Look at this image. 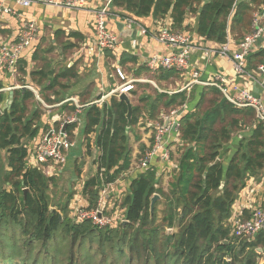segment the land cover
<instances>
[{
	"label": "trees",
	"instance_id": "trees-1",
	"mask_svg": "<svg viewBox=\"0 0 264 264\" xmlns=\"http://www.w3.org/2000/svg\"><path fill=\"white\" fill-rule=\"evenodd\" d=\"M112 6L137 19L151 17L161 22L168 18L170 30L185 34L192 32L186 21L194 14L198 18L197 34L206 42L224 45L229 32L239 43L251 33L254 15L264 11V0H112ZM136 63L133 56L120 57V65L129 71ZM261 65L264 48L248 57V70ZM146 70L143 66L138 72ZM20 72L24 73V68L20 67ZM70 72L62 77H70ZM43 74L32 73L40 86L47 78ZM146 75L158 89L148 83L136 84L131 92L130 133L145 114L158 121L163 113L188 104L193 108L180 118L183 153L170 172L167 191L159 188L158 172L153 167L141 170L135 178L130 176L128 195L121 204L128 223L117 226L77 221L70 216L71 197L52 210L54 179L39 168H29L32 151L23 143L39 135L42 112L30 109L35 106L32 91H15L11 109L0 117V149L7 150L10 168L0 186V264H260L264 230L250 240L236 237L233 207L248 180L264 174V122L253 108L236 107L216 86L199 85L191 91L171 93L169 85L180 78L177 71L161 69ZM57 86L54 79L45 90ZM42 96L54 103L46 94ZM4 101L5 93L0 92V106ZM127 113L126 103L117 96L110 97L102 108L92 105L87 109L84 135L88 138L95 133L100 155L96 175L82 187L88 203L82 210H97L101 191L131 169ZM238 136L241 139L231 154ZM25 189L29 191L25 193ZM155 194L162 200L152 214ZM107 204L104 202L105 210ZM160 205L162 218L158 222ZM251 214L245 210L239 220H249ZM170 229L178 231L169 234Z\"/></svg>",
	"mask_w": 264,
	"mask_h": 264
},
{
	"label": "crops",
	"instance_id": "crops-1",
	"mask_svg": "<svg viewBox=\"0 0 264 264\" xmlns=\"http://www.w3.org/2000/svg\"><path fill=\"white\" fill-rule=\"evenodd\" d=\"M85 1L92 6L100 8L104 7L109 0ZM7 5L16 10L17 15H5L0 17V47L11 45L18 41L26 21H35L37 24L36 36L31 46L23 52L17 72L12 74L10 72H3L0 70V92L5 93V101L0 106V110L3 108H6L5 111L10 110L13 105V102L12 105L10 102L11 100L14 101L15 91L26 88L25 90H30L35 95V106H30V109L33 110L34 108H37L38 110H43V112H45L41 116L39 124L41 130L39 135L33 140H28V145L24 144L29 148V150H34L43 134H45L50 128H59L61 126V120L72 115L77 117V124L75 123L66 127V131L70 134L72 141L74 140L73 138L78 137L79 135H82L83 140L87 139V136L84 134L86 123L85 116L88 107L96 105L99 108H102L103 104L110 97H119L118 95L110 94L124 85L131 84L137 88V83H148L154 89H158L156 82L146 75L149 72L150 76H152L156 72L152 73L146 63L155 55L163 56L170 52L167 47L160 44L153 38V35L160 29L168 28L166 24L170 22V19L167 18L166 20L159 22L155 21L151 17L145 19L135 18L149 32L146 36L142 37H139L138 28L128 29L125 26L123 18L110 20L108 24L109 30L118 37V48L115 52H111L101 50L98 47L94 18L86 12L61 10L39 5L32 6L28 9H24L15 3H9ZM111 8L117 13L119 12L122 17H132L125 13L122 9H116L112 5ZM259 16L261 17L262 24L264 25V11L259 13ZM197 22L198 18L194 14L190 15L186 21V24L192 30V32L187 33L192 40L196 43L202 42L204 46L214 47L220 45L216 42H206L203 40V38L197 34ZM121 25L122 30L120 29ZM124 31H127L126 35L123 34ZM133 40L138 41V44L135 47L132 46ZM227 43L235 49L237 48L239 41H236L234 36L229 32ZM48 46L50 47L49 49H47ZM262 48H264V37L260 41L257 50ZM123 54L133 56L137 59V63L135 65H130L132 68L130 71L126 66L120 65V57ZM143 66L147 68L148 72L146 70V72L144 71L139 74L138 70ZM20 67L24 68V73L20 72ZM119 67L125 71L127 78L124 80H127L129 83L121 85V82L116 74V69L121 70ZM259 67L251 71L253 79L247 76L236 78L231 62L217 56L205 57L202 52L199 51L191 57L190 68L186 72H178L180 74V78L177 79L175 83H171V85H169L171 89L170 92L173 93L182 90L191 91L194 86H199L198 84H192V71L198 70L201 75V80L204 82L211 81L215 76L221 74L227 79V81H232L231 85H235L240 89L249 88L255 96L264 101V73L259 72ZM69 69L72 70V72H70V77H62V75H65L64 73H66ZM38 71H43L44 77L47 76V78L42 79L41 86L37 81H34L32 76L33 72ZM35 77L40 80V76ZM54 79L57 80L58 86L53 90H45ZM64 86L65 88H63ZM142 91L143 90L139 92L143 93ZM42 92L46 94L48 98L53 100L54 103L47 102L43 98ZM131 92L127 95L132 101ZM148 92L151 93L149 90ZM12 93L13 95H11ZM237 93L238 92L234 90L232 91V95H237ZM57 97L58 102H55ZM104 97L107 98L102 102L101 100ZM192 108L193 104H188L185 108L178 110H181V115L183 116L186 112L192 111ZM5 111L2 112V115ZM162 115H160L159 119ZM144 118L145 119H141L144 120V122H140L134 129V132H132V134H140L139 138H136V135L134 137V141L137 139L139 140V143H141L140 148H145V144H151L154 140L155 134L154 130L151 132H145L143 131V128L149 121L158 123V121L147 118L146 114ZM73 126H75V128L71 132L70 130ZM152 128H154V126ZM46 129L47 131H45ZM92 135L96 137L95 133L89 135L88 137L90 138ZM240 139V136L235 138V142L232 144L233 151L231 154L234 152L237 142ZM165 142L169 153V159L164 158V151H159L158 154L151 160V167L155 168L158 172L160 180L159 188L167 191L170 180V172L178 165L180 157L183 153V148L181 147L182 144L180 143L179 138L175 135L167 136L165 138ZM73 143L74 146L72 149L76 150L77 148V152L73 153L71 149V152L68 153L69 158H67V162L64 165L57 166L55 164H47L46 166L40 165L38 167L42 170L45 176L54 179V177L58 178L65 174L64 170L67 169V166L70 163L71 166L81 153V145L79 142L74 140ZM5 153L8 155L7 150ZM98 153V155H100L99 150ZM31 155L32 153L30 156ZM139 155L140 151H138V149L131 154V156H134L135 158ZM29 160L28 166L33 169L34 167L30 166ZM132 162H134V160H132ZM9 170L10 168L8 166L7 158L5 171ZM140 171L141 169H138V167L137 170L134 169L132 163L129 171L132 174L131 177L135 178L137 173ZM96 173L97 163H95V174L87 176L86 179L83 180L81 188L84 186L85 181L94 177ZM125 182L122 180L121 182H117L118 184L120 183L119 185L116 183L109 186L112 188V192H110L106 198L108 204L111 201L116 202L118 199L122 201L128 195V186L127 189H125L126 193L122 190V188L126 186L124 184ZM71 199L69 208L72 211L71 216H73L76 211L82 210L81 207L84 205L83 202L86 203V200L83 201L77 198V205L74 202L75 206H73V203L71 204ZM80 203L83 204L79 205ZM257 208L264 209V174L258 179L251 177L248 180L246 188L241 191L236 203L234 204L233 218L235 217L236 221L240 219L245 210L253 213V211ZM125 211L126 210L121 209L122 218L126 221L124 216ZM106 213L109 214V211Z\"/></svg>",
	"mask_w": 264,
	"mask_h": 264
},
{
	"label": "built area",
	"instance_id": "built-area-1",
	"mask_svg": "<svg viewBox=\"0 0 264 264\" xmlns=\"http://www.w3.org/2000/svg\"><path fill=\"white\" fill-rule=\"evenodd\" d=\"M15 3L24 9L39 5L43 7L56 8L68 11L86 12L94 18L95 31L98 47L101 50L115 52L118 48V37L113 34L108 27L110 20L124 19L125 26L128 29L138 28L139 37L146 36L149 32L142 26L137 19L133 17H122L120 13L111 8L112 0H109L104 7H95L88 4L85 0H0V17L5 15H17L16 10L9 7L7 4ZM37 24L35 21L25 22L23 30L18 41L11 45L0 47V70L15 74L18 70V65L23 55V52L29 48L36 36ZM264 37V25L262 24L259 13L254 15L252 31L248 34L237 46L233 49L229 43L218 46H204L202 42L196 43L192 38L183 32H175L169 28H162L153 38L160 44L167 47L170 52L167 55H155L150 58L146 65L152 73L161 69L175 70L177 72H186L190 68L191 57L196 52H202L205 57H221L232 63L236 78L250 77L253 79L251 71L248 70V57L251 53L257 50V47ZM138 41L133 40L132 46H137ZM192 84L217 86L225 97L236 107L245 108L251 107L256 113L260 121L264 122V101L255 96L249 88H238L231 85L232 81H227L223 75L215 76L211 81L204 82L201 80V75L198 70L192 71ZM259 72L264 73V66L259 67ZM118 74L122 76V71L118 70ZM254 74V73H253ZM124 79V77L122 76ZM32 89V88H31ZM134 86L127 84L118 88L110 95H120L122 93L129 94L133 91ZM238 92L237 95H232V91ZM107 97L102 98V102ZM99 103V102H97ZM181 110H173L169 114H163L158 120V123L149 121L143 128V131L154 130V140L146 146L143 153L140 152L138 169L147 170L151 168V160L158 154L159 151H164V158L169 159V153L166 146L165 138L167 136H180V118ZM77 122V117L72 115L61 120L60 127L50 128L41 137L38 145L31 152L29 164L31 167L38 168L40 165L55 164L57 166L64 165L67 162L68 153L73 148L74 143L70 134L66 131V127ZM154 126V128H152ZM148 135V134H147ZM108 187L101 191L100 196L106 193ZM103 200L100 199L97 210L86 211L78 210L73 216L77 221L92 220V222L100 227L117 226L123 223V216L117 214L106 215ZM101 214V217H99ZM264 230V209L257 208L253 211L249 220L235 221V235L241 239H252Z\"/></svg>",
	"mask_w": 264,
	"mask_h": 264
},
{
	"label": "rangeland",
	"instance_id": "rangeland-1",
	"mask_svg": "<svg viewBox=\"0 0 264 264\" xmlns=\"http://www.w3.org/2000/svg\"><path fill=\"white\" fill-rule=\"evenodd\" d=\"M49 48L50 47L48 46L47 49H49ZM120 69L122 71V76L124 77V79H126L127 75H126L125 71L122 68H120ZM116 74H117L118 79L121 82V85L129 83V82H127V80H124L121 75L118 74L117 69H116ZM134 88L136 89V87H134ZM135 89H133V91ZM169 90H171L170 87H169ZM41 112H42V115L45 113V112H43V110H41ZM142 121L144 122V120H140V122H142ZM47 129L45 131H47ZM135 135L139 136L140 134H132L129 132V137H130L129 146H130L132 152H134L136 149H138V151L143 153L145 151L147 145L145 144V148L144 147L140 148L141 143H139V140L136 139L134 141ZM73 139L76 142L78 141L79 144L81 145V148H80L81 153H80V156L75 160L74 163H72L71 166H70L71 163L70 164L68 163L69 165L67 164L68 165L67 169L64 170L65 174L62 175L61 177H58V178L54 177V180L51 183L50 196L52 198V205L54 206V207H52L53 210L58 208L64 202L68 201L70 197L72 198L71 204L73 203V206H75V203L77 205V198L84 201L85 197L82 195V188H81L83 180H85L87 176H89V175L91 176L92 174H95V163L97 161V157L99 156L98 155L99 154L98 149L95 146V136L92 135L90 137V139L88 137L87 139L83 140L82 135H79L78 137H75ZM24 144L28 145V139L24 140ZM133 147H134V149H133ZM80 149H79V151H80ZM71 151L73 153H76L77 148H76V150L72 149ZM5 152H6V150L0 149V186L3 184V177H4V173H5V168H6V161L8 158L7 157L8 155ZM137 158L139 159L140 157L137 156ZM137 158L132 156V160H134V162H132L133 167L136 170H137V164L139 163V160ZM131 175L132 174L130 172H128L126 175H124V178H122L119 181V182H121L122 180L124 182L127 181L124 183L126 186H124V188H122V190H124L123 191L124 193H126L125 189H127V186H128L127 184L129 183V179H130L129 177ZM119 184L117 183V185H119ZM117 185H116V187H117ZM3 188H5L6 190H11L10 186H3ZM109 188H111V187H109ZM110 192H112V188L111 189L107 188L106 193L104 195L100 196V199L103 200V204H104V202H107L106 198ZM100 194H103V193H100ZM161 200H162V198H161ZM161 200H159V201H161ZM122 201H120V199H118L116 202L115 201L109 202V204L106 205V211L105 212L109 211V214L107 213L108 215L117 214L120 217H122V213H121ZM83 203L85 206L88 205V203H85V202H83ZM83 203H80L79 205H81ZM161 208H162V206L160 205L159 210H158V222L162 218V213L160 212ZM124 216H125V214H124ZM172 230H173L172 233H175L178 231L177 229H172ZM258 262H260V264H264V257L262 259H259Z\"/></svg>",
	"mask_w": 264,
	"mask_h": 264
},
{
	"label": "water",
	"instance_id": "water-1",
	"mask_svg": "<svg viewBox=\"0 0 264 264\" xmlns=\"http://www.w3.org/2000/svg\"><path fill=\"white\" fill-rule=\"evenodd\" d=\"M121 28H122V25L120 26V29ZM123 34L126 35L127 31H124ZM23 89H26V88H23ZM11 95H13V93ZM119 100L125 102L127 107H128V113H127L126 117H127V120H128L127 133H129L131 128H132L133 103H132L131 99L129 98V96L126 93L120 94L119 95ZM12 102H13V100H11V102H10L11 105H12ZM5 110H6V108H3L2 110H0V116L2 115V112L5 111ZM28 191H29L28 189H25V193H27ZM159 200H160V196L158 194H155L154 197L152 198V201H151V212H152V214L154 213L155 205H156L157 201H159ZM99 217H101V214H99ZM60 220L61 221L63 220L62 216H60ZM127 223H128L127 220L123 222L124 225L127 224ZM172 232H173V230L170 229L169 233L171 234ZM261 251L262 250L259 249V252H261Z\"/></svg>",
	"mask_w": 264,
	"mask_h": 264
}]
</instances>
